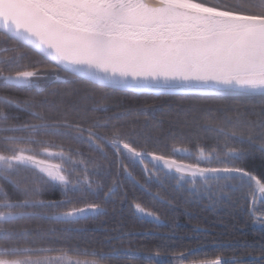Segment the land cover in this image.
<instances>
[{
	"label": "trees",
	"instance_id": "obj_1",
	"mask_svg": "<svg viewBox=\"0 0 264 264\" xmlns=\"http://www.w3.org/2000/svg\"><path fill=\"white\" fill-rule=\"evenodd\" d=\"M193 1L264 15V0ZM48 67L55 66L0 32V151L65 150L70 182L88 181L64 189L26 161L0 172L1 212L11 215L0 219L1 255L29 249L101 264H174L178 255L185 264H264V227L256 224L264 222V200L253 199L249 176L229 172L181 182L156 166L158 177L151 179L147 161L134 154L243 171L264 185V94H145L73 75L41 88L2 79ZM201 149L212 160L198 162ZM136 205L160 221L140 215ZM85 207L94 209L54 218Z\"/></svg>",
	"mask_w": 264,
	"mask_h": 264
},
{
	"label": "water",
	"instance_id": "obj_2",
	"mask_svg": "<svg viewBox=\"0 0 264 264\" xmlns=\"http://www.w3.org/2000/svg\"><path fill=\"white\" fill-rule=\"evenodd\" d=\"M0 32L64 72L109 88L147 94H264L260 15L193 0H0ZM134 154L181 176L232 172ZM24 160L45 164L27 156ZM234 171L253 179L255 193L264 199L260 181ZM92 209L54 218L74 219Z\"/></svg>",
	"mask_w": 264,
	"mask_h": 264
},
{
	"label": "rangeland",
	"instance_id": "obj_3",
	"mask_svg": "<svg viewBox=\"0 0 264 264\" xmlns=\"http://www.w3.org/2000/svg\"><path fill=\"white\" fill-rule=\"evenodd\" d=\"M239 3H242L241 1ZM69 75L56 69L55 67H48V68H42L38 70H26L15 74H7L2 75V79L6 82H11L19 85H27V86H35L37 88L43 87L44 84L48 83L49 81L53 80H62V79H68ZM91 139V138H90ZM176 153L178 154H191L189 149H183V148H177ZM67 152L62 149H55L52 147L47 148H30L25 146H18L13 148L12 154H4L0 151V172L4 173V171L12 170L17 165L24 163V157H32L38 160H42L49 163V166H38L36 165V170L39 171L41 174L45 175L48 179L53 181L56 185L62 186L64 189L66 187H77L79 184L83 181H88V179L80 178L76 183L72 184L68 178V172L66 171L67 163L61 160L63 156H66L65 158H68L69 155H66ZM68 156V157H67ZM196 159L198 162H203L205 160H212L213 156L209 155L205 150L201 149L196 153ZM73 159V158H72ZM74 160V159H73ZM71 162V159L68 161ZM146 162V170L149 174L150 178H157L158 177V164L155 162ZM155 164V166L153 164ZM192 164L201 165L197 162H192ZM208 177V176H207ZM87 178V177H85ZM177 179L181 182H185L184 177L177 176ZM200 178V177H198ZM84 179V180H83ZM196 179V178H195ZM1 191V188H0ZM1 205V204H0ZM5 205L3 207H0V215H5V212H1V210H4ZM137 212H139L140 215L155 219L157 221H160L158 217L153 214L152 212H149L142 207L136 205L135 206ZM7 213V212H6ZM2 219V218H0ZM256 224L259 226L264 227L263 221H256ZM33 250L29 249H19V250H8L7 252L12 253H24V254H18V255H1L0 254V260L2 261H14V260H20L21 264H101L96 259L90 258V257H73L67 253H55V254H34L32 253ZM0 253L1 250H0ZM22 255V256H21ZM158 259V262H162L165 257H159L156 256ZM171 261L174 264H183L184 258L181 255H178L177 257H172ZM194 264V263H190ZM198 264V263H196ZM202 264V263H199ZM205 264V263H204ZM209 264V263H206ZM216 264H221L217 261ZM236 264V263H235Z\"/></svg>",
	"mask_w": 264,
	"mask_h": 264
}]
</instances>
